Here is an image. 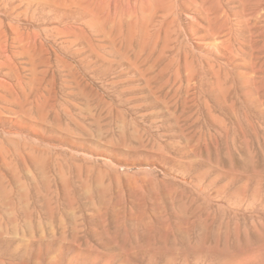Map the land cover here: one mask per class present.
<instances>
[{"label": "rangeland", "instance_id": "374dc122", "mask_svg": "<svg viewBox=\"0 0 264 264\" xmlns=\"http://www.w3.org/2000/svg\"><path fill=\"white\" fill-rule=\"evenodd\" d=\"M0 264H264V0H0Z\"/></svg>", "mask_w": 264, "mask_h": 264}, {"label": "bare ground", "instance_id": "6f19581e", "mask_svg": "<svg viewBox=\"0 0 264 264\" xmlns=\"http://www.w3.org/2000/svg\"><path fill=\"white\" fill-rule=\"evenodd\" d=\"M182 1H188V0H182ZM183 3V2H182ZM190 17V16H189ZM193 19V18H192ZM194 20V19H193ZM206 29V28H205Z\"/></svg>", "mask_w": 264, "mask_h": 264}]
</instances>
